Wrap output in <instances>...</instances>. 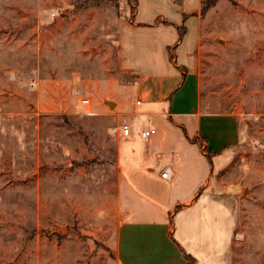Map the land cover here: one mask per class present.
<instances>
[{
	"label": "rangeland",
	"instance_id": "obj_1",
	"mask_svg": "<svg viewBox=\"0 0 264 264\" xmlns=\"http://www.w3.org/2000/svg\"><path fill=\"white\" fill-rule=\"evenodd\" d=\"M85 1L0 0V264H117L120 142L93 120L91 94L117 75L125 4ZM207 16L196 51L204 108L241 118V141L214 172L238 204L225 264H264V0H220ZM124 88L129 105L140 99L137 85ZM81 98L94 115L77 112ZM190 147L184 138L177 150Z\"/></svg>",
	"mask_w": 264,
	"mask_h": 264
},
{
	"label": "crops",
	"instance_id": "obj_2",
	"mask_svg": "<svg viewBox=\"0 0 264 264\" xmlns=\"http://www.w3.org/2000/svg\"><path fill=\"white\" fill-rule=\"evenodd\" d=\"M109 1L125 4L117 25V75L94 80L91 95L99 110L93 120L104 124L105 137L120 142L116 263L189 264L191 256L193 264H225L238 204L217 190L223 181L214 172L227 166L239 145L241 118L204 108L196 54L208 21L201 15L202 0H137L135 14L129 0ZM129 83L139 87L140 99L132 105L123 97ZM124 126L131 130L127 139L121 136ZM148 127L157 133L143 141L140 133ZM184 138L189 153L177 150ZM207 157L210 166L202 165ZM166 167L174 173L171 182L161 178ZM204 219L209 221L205 233ZM176 222L182 225L179 238Z\"/></svg>",
	"mask_w": 264,
	"mask_h": 264
},
{
	"label": "built area",
	"instance_id": "obj_3",
	"mask_svg": "<svg viewBox=\"0 0 264 264\" xmlns=\"http://www.w3.org/2000/svg\"><path fill=\"white\" fill-rule=\"evenodd\" d=\"M139 103V102H138ZM76 110L78 113H83V114H92V111H90L91 108V100L89 98H81L76 102L75 106ZM157 130L154 127H148L145 128L141 131L140 136L143 141H149L154 135H156ZM131 135V130L128 126H124L121 129V136L122 139L129 138ZM174 173L171 169V167H166L161 171V178L164 180L171 182L173 180Z\"/></svg>",
	"mask_w": 264,
	"mask_h": 264
},
{
	"label": "trees",
	"instance_id": "obj_4",
	"mask_svg": "<svg viewBox=\"0 0 264 264\" xmlns=\"http://www.w3.org/2000/svg\"><path fill=\"white\" fill-rule=\"evenodd\" d=\"M220 0H205V2H202V8H201V15L204 16L207 14V12L209 11V9H211L212 7H214L217 2H219ZM96 0H87L85 1V3L83 5H81V9H88L94 5H96ZM136 8H137V0L135 1V5L132 6V14H135L136 12ZM184 30V29H183ZM182 35H184V31H182L181 29V37ZM171 59L173 60V55L171 54ZM180 207L178 206L177 210ZM187 260L189 262V264H193L194 263V258H192L191 256H187Z\"/></svg>",
	"mask_w": 264,
	"mask_h": 264
}]
</instances>
